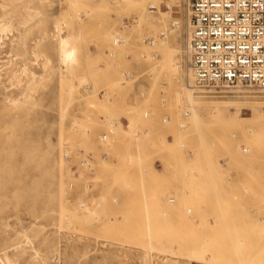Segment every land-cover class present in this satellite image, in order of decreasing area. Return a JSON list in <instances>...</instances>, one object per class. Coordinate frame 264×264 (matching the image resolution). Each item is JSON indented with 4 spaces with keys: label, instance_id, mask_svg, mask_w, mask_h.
Instances as JSON below:
<instances>
[{
    "label": "rangeland",
    "instance_id": "rangeland-1",
    "mask_svg": "<svg viewBox=\"0 0 264 264\" xmlns=\"http://www.w3.org/2000/svg\"><path fill=\"white\" fill-rule=\"evenodd\" d=\"M187 2L148 3L163 22L150 30L135 2L0 0L12 25L0 34V257L264 264V121L252 116L264 88L194 84L223 113L189 123L160 70L176 47L183 83L192 76ZM56 22L75 49L63 66Z\"/></svg>",
    "mask_w": 264,
    "mask_h": 264
},
{
    "label": "built area",
    "instance_id": "built-area-1",
    "mask_svg": "<svg viewBox=\"0 0 264 264\" xmlns=\"http://www.w3.org/2000/svg\"><path fill=\"white\" fill-rule=\"evenodd\" d=\"M187 16L197 86L264 88V0H188Z\"/></svg>",
    "mask_w": 264,
    "mask_h": 264
},
{
    "label": "bare ground",
    "instance_id": "bare-ground-1",
    "mask_svg": "<svg viewBox=\"0 0 264 264\" xmlns=\"http://www.w3.org/2000/svg\"><path fill=\"white\" fill-rule=\"evenodd\" d=\"M64 1L66 2V4H69V2H70L73 5V8L74 7H79V6L84 5L86 3L87 4L91 3V4H94L96 6L120 7V6L126 5V4H128L130 2H135L140 7L138 15L136 14L137 15L136 19H137V23L138 24H140L142 26H146V27L150 26V28H152L150 30L157 29V28H159L160 26L163 25V22L161 20V16H156V15L152 14L154 11H151V13H149V11L146 12L147 4L148 3L151 4L150 8H156V7H158V5H160L159 3H157L158 0H64ZM1 6L4 7V6H6V4H2ZM157 10H158V8H157ZM75 11H76V8H75ZM8 12L6 13L7 17H9ZM160 13H159V15H160ZM4 15L5 14L2 13V16L5 18ZM7 19H6L5 22H2V23H1V21H3V18H2V20H0V34L2 32H5V31L9 30L11 28V26H12L9 23L10 19L9 18H7ZM55 28H56V30L58 32V57H59L61 65L63 66V65H65V64H67V63H69V62H71V61H73L75 59V49L73 47L69 46L70 37H67L62 32V30H64V29H62L61 23L56 22ZM188 32H189V27H188ZM159 33H160V31H159ZM1 35H0V41H1ZM158 38H159V35L157 36L155 34V36L153 35L152 39H149L148 43L154 44L155 41L159 42ZM175 39H176V37H175ZM72 41H73V39H72ZM171 47L172 46H170V48ZM177 55H178V49L176 47H173L170 50H166V58L165 59H166L167 66L165 68L160 69V70L163 71V69H167V78L170 79L171 81H173V79L176 81L175 83L177 84V87H178V90H177L178 99L177 100L180 101V103H181L180 105H182L184 103L185 104L186 103L189 104V106H190V108H188L189 111H188V109H186L189 112V116L187 117V120L189 121V123H190V121L192 123L193 121H195V119L200 118V115H202V112H204L206 114H210L211 116H217L221 112L223 113V111L221 109L219 110V108H218V106L216 104H213V103L201 104V103H199V102H197V101H195L193 99L192 90L194 89V86H195L194 85L195 82H194L193 73H192V76H191L189 72H186L187 78H186V80L183 83V79H182V77L180 75V70H179L180 68H179ZM152 58L153 57H151V59ZM48 63H49V59H48V57H46L43 64H44V66H46ZM160 73H161V71H160ZM159 79H161V78H159ZM177 87L175 89H177ZM13 101L15 102V99H13ZM236 114H239V108L236 110ZM252 116L255 117V119H257L258 121H264V113H260L257 110L252 112ZM192 253H194V252H192ZM243 257L244 256L242 254V258ZM237 260H240V261H237ZM237 260H236V262H238V263L234 262V264H243L241 262L242 259H240V257L237 258ZM5 261H6L7 264L8 263L11 264V260L6 254L4 255L3 258L0 257V263L4 264ZM246 264H247V262H246ZM248 264H260V261L259 260H255V261H253L251 263H248Z\"/></svg>",
    "mask_w": 264,
    "mask_h": 264
}]
</instances>
